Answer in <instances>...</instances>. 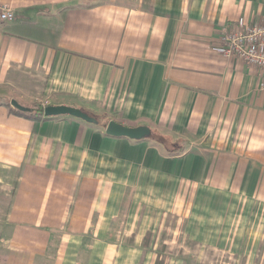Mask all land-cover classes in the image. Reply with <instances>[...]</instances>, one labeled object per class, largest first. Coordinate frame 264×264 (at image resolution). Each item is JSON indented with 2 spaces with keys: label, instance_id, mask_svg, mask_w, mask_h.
I'll use <instances>...</instances> for the list:
<instances>
[{
  "label": "crops",
  "instance_id": "crops-1",
  "mask_svg": "<svg viewBox=\"0 0 264 264\" xmlns=\"http://www.w3.org/2000/svg\"><path fill=\"white\" fill-rule=\"evenodd\" d=\"M3 9L15 15L0 18V167L17 173L5 184L9 264H156L163 227L177 220L192 240L205 229V248L237 251L250 212L230 204L264 202V75L214 49L241 19L264 24V0H0ZM118 93L129 101L115 121L148 126L180 152L11 105L48 99L98 116ZM206 189L228 196L210 202ZM209 204L217 214L201 211Z\"/></svg>",
  "mask_w": 264,
  "mask_h": 264
},
{
  "label": "rangeland",
  "instance_id": "rangeland-1",
  "mask_svg": "<svg viewBox=\"0 0 264 264\" xmlns=\"http://www.w3.org/2000/svg\"><path fill=\"white\" fill-rule=\"evenodd\" d=\"M112 95L115 96L116 93H112ZM117 96V99L115 98L116 102H120V104L113 106L110 105L107 107L108 109L105 108L104 115L101 114L96 116L89 114L98 120L97 125L102 127L103 133H105L106 126L110 121H115L116 119H125L123 117L124 112L121 108V105L123 106L124 104H128V93H123L122 96L120 93H118ZM47 100L45 99L42 101L45 103L43 106H39H42L43 108L49 106V104L46 103L48 102ZM104 103L106 102L104 101ZM168 146H170L169 143ZM16 174V171L6 170L3 167H0V180L2 181V183L0 182V245L5 243L2 232L7 229V216L10 208L11 196V188H9V186L5 187V184H10L12 181H14ZM204 195H206L210 202L214 201L215 203L219 201V203H221L223 201L222 196H228L227 194L218 192L214 189H206ZM230 206L235 207L237 212H250L247 221L243 220L241 222L243 225H238L243 226L244 230L242 233L244 235L241 243L237 246V251H217V249L209 250L203 245V240H205V237L203 236V234L206 232L205 229L202 235L194 236L192 240L188 236H185V234H182L180 220H177L172 224L171 221H169L168 224H165L163 227L159 240L157 241L159 246L158 252L156 253L161 258V261L163 263L165 262V264H264V202L258 201L247 205L234 202V204L231 203ZM177 210L184 211L185 207L183 208L179 206ZM192 210V206L190 208V205L188 204L186 211H189L190 213ZM201 211H208L210 213L214 212L217 214L218 205L209 204V209H203ZM238 220L241 219H237V224ZM200 223L201 222L199 221V224L196 226H201ZM198 231L199 230L196 227V233ZM8 256L9 255L6 250L0 246V264H9ZM55 258L56 257L51 258L50 264H56Z\"/></svg>",
  "mask_w": 264,
  "mask_h": 264
},
{
  "label": "built area",
  "instance_id": "built-area-1",
  "mask_svg": "<svg viewBox=\"0 0 264 264\" xmlns=\"http://www.w3.org/2000/svg\"><path fill=\"white\" fill-rule=\"evenodd\" d=\"M3 21L14 20V13L3 9L0 13ZM223 44L214 50L227 58H238L248 65L254 66L264 75V24H249L241 19L232 29L223 33ZM264 91V78L260 84Z\"/></svg>",
  "mask_w": 264,
  "mask_h": 264
},
{
  "label": "water",
  "instance_id": "water-1",
  "mask_svg": "<svg viewBox=\"0 0 264 264\" xmlns=\"http://www.w3.org/2000/svg\"><path fill=\"white\" fill-rule=\"evenodd\" d=\"M11 105L14 109L21 112H30V108L20 105L17 101L12 100ZM45 117H58V116H70L80 119L88 124H98V120L89 114L85 113L79 108L66 106V105H49L44 108ZM107 136L115 138H128L130 140L141 141L149 139L152 136V130L148 126L129 127L118 123L116 121H110L106 126L105 131Z\"/></svg>",
  "mask_w": 264,
  "mask_h": 264
},
{
  "label": "trees",
  "instance_id": "trees-1",
  "mask_svg": "<svg viewBox=\"0 0 264 264\" xmlns=\"http://www.w3.org/2000/svg\"><path fill=\"white\" fill-rule=\"evenodd\" d=\"M30 109H32V110H30V112H21L19 110H15V111L17 112V114L25 116V117H27L31 120H35V121H39L45 117L44 116V108L42 106H36V107H32ZM150 139L154 140L156 143L161 145L169 153H175V152L179 153L181 150L179 148H183V147L178 146L180 143L179 141L176 142V141L171 140L169 138H166L162 135H158L155 132L152 133V136ZM167 142L170 144V146H168ZM156 264H163L160 257L157 259Z\"/></svg>",
  "mask_w": 264,
  "mask_h": 264
}]
</instances>
